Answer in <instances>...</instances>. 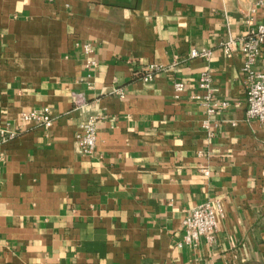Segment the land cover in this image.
<instances>
[{
	"label": "crops",
	"instance_id": "1",
	"mask_svg": "<svg viewBox=\"0 0 264 264\" xmlns=\"http://www.w3.org/2000/svg\"><path fill=\"white\" fill-rule=\"evenodd\" d=\"M260 24L264 0H0V124L17 131L0 264H264V121L246 116L245 55L219 44ZM149 64L164 70L145 82ZM204 71L227 103L213 113L193 97ZM74 94L99 117L90 155ZM43 107L48 128L20 116ZM203 203L215 239L187 245L184 211Z\"/></svg>",
	"mask_w": 264,
	"mask_h": 264
},
{
	"label": "built area",
	"instance_id": "2",
	"mask_svg": "<svg viewBox=\"0 0 264 264\" xmlns=\"http://www.w3.org/2000/svg\"><path fill=\"white\" fill-rule=\"evenodd\" d=\"M250 24V19L246 21ZM220 47L225 55L239 51L245 55V61L242 70L245 75L246 89V116L248 119H256L264 121V69H256L255 64L260 54L261 46L264 44V24H260L255 28H249L248 32L238 37L229 36L222 40ZM85 55H91L93 52L90 43L82 45ZM212 55L209 49H193L190 51L191 57H199L208 60ZM87 66L95 65L94 60L87 59ZM164 70V67L156 64H149L140 70L141 79L145 82L153 80L156 73ZM198 87L204 92L203 95L193 96L195 99L203 101L207 107L208 113H213L216 110L223 109L227 106L226 101H219L216 97V88L213 83L212 76L204 71L198 79ZM176 92L184 90L185 85L182 81H176L173 84ZM109 95H123L120 88H113ZM74 108L82 114L79 124V133L76 136V151L83 155L93 153L96 144V133L98 115L88 113V104L80 94L73 95ZM23 120L34 121L46 128L52 125V118L48 108L22 112ZM17 131L7 125L0 124V171L1 165L5 159L3 145L14 139ZM207 173L206 170H203ZM219 209H215L209 203H203L184 211L181 219V228L183 232V241L187 245L196 246L201 238L207 242H213L217 231V215Z\"/></svg>",
	"mask_w": 264,
	"mask_h": 264
}]
</instances>
